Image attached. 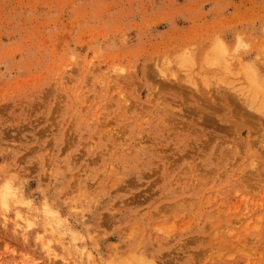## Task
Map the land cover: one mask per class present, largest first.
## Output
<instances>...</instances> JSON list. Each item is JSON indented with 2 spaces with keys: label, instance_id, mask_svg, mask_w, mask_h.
<instances>
[{
  "label": "rangeland",
  "instance_id": "374dc122",
  "mask_svg": "<svg viewBox=\"0 0 264 264\" xmlns=\"http://www.w3.org/2000/svg\"><path fill=\"white\" fill-rule=\"evenodd\" d=\"M0 264H264V0H0Z\"/></svg>",
  "mask_w": 264,
  "mask_h": 264
},
{
  "label": "bare ground",
  "instance_id": "6f19581e",
  "mask_svg": "<svg viewBox=\"0 0 264 264\" xmlns=\"http://www.w3.org/2000/svg\"><path fill=\"white\" fill-rule=\"evenodd\" d=\"M8 195H10V193L8 191L3 192V194H2L3 204H7V197H8Z\"/></svg>",
  "mask_w": 264,
  "mask_h": 264
}]
</instances>
